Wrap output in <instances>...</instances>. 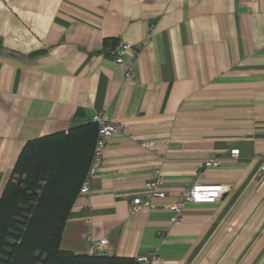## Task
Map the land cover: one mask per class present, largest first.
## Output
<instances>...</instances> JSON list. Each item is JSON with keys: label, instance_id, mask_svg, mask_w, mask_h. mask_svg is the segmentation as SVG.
<instances>
[{"label": "crops", "instance_id": "1", "mask_svg": "<svg viewBox=\"0 0 264 264\" xmlns=\"http://www.w3.org/2000/svg\"><path fill=\"white\" fill-rule=\"evenodd\" d=\"M152 23V43L125 56L129 78L113 46L137 47ZM99 111L130 128L75 199L63 250L89 253L92 235L107 255L264 264V0H0V195L26 141ZM159 174L166 197L133 212ZM191 184L225 192L173 223L168 204Z\"/></svg>", "mask_w": 264, "mask_h": 264}, {"label": "trees", "instance_id": "2", "mask_svg": "<svg viewBox=\"0 0 264 264\" xmlns=\"http://www.w3.org/2000/svg\"><path fill=\"white\" fill-rule=\"evenodd\" d=\"M96 135L89 123L25 142L0 195V264H137L134 257L61 248Z\"/></svg>", "mask_w": 264, "mask_h": 264}, {"label": "built area", "instance_id": "3", "mask_svg": "<svg viewBox=\"0 0 264 264\" xmlns=\"http://www.w3.org/2000/svg\"><path fill=\"white\" fill-rule=\"evenodd\" d=\"M156 25L152 23L149 27V34L147 38L137 47L132 43L117 41L112 49L114 62L123 67L127 77L132 78L135 75V67L133 64L125 61V56L129 49L134 48L136 50V56L140 55L142 48L148 47L154 38ZM92 122L97 125V135L92 152L91 161L85 175V178L80 187V193H89L92 181L98 177L100 169L104 163L105 150L110 142L112 135L116 132L128 131L130 125L128 123L117 121L107 115L105 111H99L92 117ZM141 145L144 147L153 146V141H141ZM240 153L239 148L231 150V154L237 157ZM256 159L260 161V172L264 174V153H258ZM220 164V158L217 154H212L203 165V171L205 169L218 167ZM161 175L148 183V189L143 196H136L132 200L133 212L140 210L141 208H148L153 205V199L155 197H166V192L161 191L159 186L161 184ZM224 189L220 186H200L197 184H191L183 189V191L177 196L176 200L168 204V208L175 212L171 218V222H179L182 220L183 208L190 203H215L222 199L224 195ZM89 241V253L91 254H104L107 252V239H98L92 235L88 237ZM137 264H176L174 261H166L162 259L158 252L153 251L146 255L140 256L136 259Z\"/></svg>", "mask_w": 264, "mask_h": 264}]
</instances>
